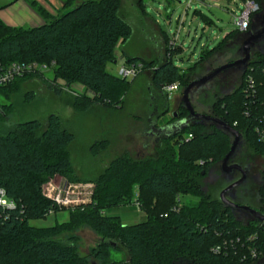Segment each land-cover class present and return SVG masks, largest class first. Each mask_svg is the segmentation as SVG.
Segmentation results:
<instances>
[{
	"label": "trees",
	"instance_id": "obj_1",
	"mask_svg": "<svg viewBox=\"0 0 264 264\" xmlns=\"http://www.w3.org/2000/svg\"><path fill=\"white\" fill-rule=\"evenodd\" d=\"M252 1L260 7L253 17L258 26L264 16V0ZM122 8V0H64L55 16L42 11L45 21L40 26L11 27L0 19V68L5 70L13 63L46 64L56 85L78 84L91 93L74 100L77 111L85 113L93 106L118 108L135 80L122 79L107 70L109 63L116 62L119 45L134 36ZM140 11L144 12L142 8ZM240 38L237 33L230 35L215 49L204 52L194 67L204 60V54H219ZM166 44V57L157 65L136 57H126L125 64H139L142 71L152 69L153 89L162 95L166 85L179 83L183 88L182 79L194 68L178 67L172 57L181 47L170 41ZM229 72L239 81L231 92L217 99L209 116L237 130L241 144L264 157L258 133L264 134V41L253 48L248 67L222 73L223 82ZM33 75L0 85V91L14 90L17 83ZM249 76L255 80L254 90L246 85ZM194 80L185 81L190 84ZM27 98L33 97L29 93ZM177 114V122L161 128L162 142L158 141L161 145L174 140L176 153L169 144L153 157L133 160L120 156L111 160L97 178L92 202L70 210L66 222L38 228L30 221L61 211L42 195V190L57 175L74 176L68 147L75 136L62 126L57 114H50L45 125L32 119L7 127V113L0 111V188L15 203L0 226V264H108L119 244L129 256L128 264H258L263 260L264 224L246 211L237 213L219 201L198 195L202 172L221 163L230 150L232 137L208 121L190 119L185 108ZM183 120L188 124L180 130L178 121ZM108 145L105 139L96 141L91 151L95 155ZM135 185V200L146 218L124 225L120 217L107 215L106 211L132 202ZM190 194L200 197V201L195 205L183 203L182 198ZM261 196L264 202V185ZM82 224L101 238L99 245L91 249L94 262L79 255L74 235L68 240L59 239ZM253 235L257 237L250 241ZM217 245L223 246V252L212 251ZM248 249L260 256L243 261Z\"/></svg>",
	"mask_w": 264,
	"mask_h": 264
},
{
	"label": "rangeland",
	"instance_id": "obj_2",
	"mask_svg": "<svg viewBox=\"0 0 264 264\" xmlns=\"http://www.w3.org/2000/svg\"><path fill=\"white\" fill-rule=\"evenodd\" d=\"M13 1L0 0V19L11 24L9 21L15 19V15L18 17L27 15L30 22L34 21L32 24L35 25H31V27L44 24L45 20L40 15L36 20L30 14V10L37 14L39 0H19L11 6L4 7ZM50 2L55 5V0H50ZM125 2L126 0L123 2L125 8L122 13L134 31L129 45L143 54L141 59L155 65L163 62L166 55L164 56L162 51H167L168 48L159 35L154 32L153 27H146L147 33H141L140 22L139 24L137 22L139 19L137 16L141 15L140 9L134 7L127 11ZM186 4L187 0H144L146 13L155 18L161 31L168 34L171 40L175 39L176 45L183 48L182 55L173 58V62L181 69L187 70L194 67L204 52L215 49L232 34L237 33L244 38L246 33L238 32L234 23L235 16H239L244 9L242 0H194L192 7L185 11ZM199 4L200 7H198ZM195 10L209 18L208 25L201 18L200 13H198L199 17L195 16ZM185 13H187L186 16H184ZM183 16L184 19L186 18L184 24L179 20ZM243 38L236 40L235 44L232 43L219 54H204V60L185 74L181 81L183 88L181 87L170 97L153 89L151 83L153 70L149 69L141 71L131 82L120 107L105 110L101 106H93L88 112L83 113L74 108V100L82 96H92L91 93L78 84L70 87H66L64 84L56 85L52 82V72L46 70L43 74L38 73L23 79L16 84L14 90L0 91V111L3 110L7 113L4 117L7 127L32 119H38L45 125L50 114H57L61 119L62 126L75 136L74 141L68 147L74 176H69L68 179L57 175L53 177V182L58 183L62 178H66L74 185L95 187L98 176L110 161L117 157L141 160L153 157L157 152H160L162 146L167 147L169 144V149L176 153L172 146L174 140H171L169 144L165 141L161 145L158 144V141L162 142L159 138L162 133L161 128L178 120L177 113L180 114L185 108L182 93L184 88L189 85L185 80L198 79L214 68L238 59ZM124 64L126 61L118 59L116 63H109L107 70L118 76V72ZM238 81L230 72L226 76L225 82L217 78L211 85L192 95L190 100L193 108L197 113L211 115L217 99L231 92ZM29 93L33 97L31 100L27 98ZM174 114L177 116L174 117ZM149 133H152L153 136H148ZM103 139L108 141V147L94 155L91 151L92 145ZM234 162L248 169L250 177L246 183L237 187L235 195H233L235 197L228 199L264 214V202L261 198L264 185V157L255 153L247 144L242 143L234 157ZM221 174L220 164H212L205 172H202V176H200L202 179L199 178L198 182L201 192L199 191L198 195L203 198L209 197V201L221 202L220 194L229 184L228 179ZM137 191L138 187L135 185L133 201L128 205L110 208L106 214L120 217L124 225L145 220L146 215L135 200ZM199 201L200 197L191 194L182 198V202L187 205H195ZM60 210L50 214L46 219L32 220L30 225L43 228L68 221L71 209ZM238 215V219H242V216ZM249 215L256 219L253 215ZM71 235L78 239L77 251L79 255L87 256L89 263L94 262L91 249L99 245L101 238L88 226L82 224L73 233L65 232L59 239L68 240ZM110 261L108 264L129 263V256L120 244L117 252H111ZM96 264L102 263L96 262Z\"/></svg>",
	"mask_w": 264,
	"mask_h": 264
},
{
	"label": "built area",
	"instance_id": "obj_3",
	"mask_svg": "<svg viewBox=\"0 0 264 264\" xmlns=\"http://www.w3.org/2000/svg\"><path fill=\"white\" fill-rule=\"evenodd\" d=\"M189 4L193 0H188ZM243 10L239 16H235L234 23L238 28V32L247 33L252 26L254 21V15L257 14L260 10L259 5L252 0H244L243 1ZM171 45H176L173 41L170 43ZM50 67L46 64H18L13 63L9 68L3 70L0 68V85H6L11 83L17 78L23 77L26 74H38L44 73L46 70H49ZM142 71V66L138 64V66H127L123 65L119 72L118 77L122 79H135ZM255 80L253 77H248L246 79V85L249 89H255ZM181 88L179 83H173L170 85H166L163 87L162 92L166 96H171ZM259 133V142L264 145V134L258 130ZM191 138V136H189ZM53 179V178H52ZM50 179L44 186L42 190V195L49 199L53 204L59 209H71L74 210L76 208L81 207L82 205L88 204L92 202L93 194L95 191V187L90 185H74L67 181V179L62 178L58 183L53 182ZM15 207V203L7 198L6 192L4 189L0 188V226L2 223L8 219L9 211ZM53 214V212H51ZM261 224H264L263 222ZM257 235L250 236L248 239L250 241L255 240ZM240 240L238 239L237 242ZM223 246H215L212 248V251L216 254L223 252ZM224 254H227V251H224ZM257 251L249 250L242 257L243 261H247L249 259H257L259 256Z\"/></svg>",
	"mask_w": 264,
	"mask_h": 264
},
{
	"label": "water",
	"instance_id": "obj_4",
	"mask_svg": "<svg viewBox=\"0 0 264 264\" xmlns=\"http://www.w3.org/2000/svg\"><path fill=\"white\" fill-rule=\"evenodd\" d=\"M243 42L239 48V58L224 64L220 67L213 69L208 74L192 81L189 85H187L182 93V101L185 105V109L189 112L190 119H197V120H205L211 123V125L216 126L223 130V132L229 134L232 137L231 147L228 154L224 157V159L220 163L221 171L225 175H230L234 171L241 170L243 176L236 182L230 184L227 188H225L220 194L221 202L228 208H231L233 211H246L253 215L257 221L260 223H264V214L259 213L257 210L250 208L248 206L239 205L231 200L228 199L227 194L233 192L237 187L241 186L246 178L247 172L242 169L239 164H232L229 165L230 161L235 157L241 141L242 136L241 134L229 126L224 121L214 118L209 115H204L197 113L191 104V97L193 94L197 93V91L205 89L207 86L211 85L217 78L221 77V74L228 71V70H245L248 67V64L252 57V50L255 45L259 44L260 42L264 41V16L260 25H254V21L252 23L251 29L245 34L243 38ZM177 116L174 114V117ZM188 124L187 120L179 121L178 125L180 130L183 127H186ZM258 264H264V259L261 260Z\"/></svg>",
	"mask_w": 264,
	"mask_h": 264
},
{
	"label": "crops",
	"instance_id": "obj_5",
	"mask_svg": "<svg viewBox=\"0 0 264 264\" xmlns=\"http://www.w3.org/2000/svg\"><path fill=\"white\" fill-rule=\"evenodd\" d=\"M17 1L19 0H14L13 2L9 3L8 5L4 6V7H8V6H11L13 4H15ZM124 0H122V4H123ZM126 6H127V11L130 10V8H134V7H137L141 10V8L143 9L144 12H141V15L140 16H137L139 17V21L137 20L138 24H139V28H141V33L145 34L147 33V29L146 27H153L154 28V32L157 33L160 37V39L162 40V42L164 43V45H166L167 47V41H170L171 42H175V39L174 40H171V38L169 37L168 34H166L165 32L161 31L159 26H158V22L155 20V18L151 17L148 13H146L145 11V5H144V0H126ZM192 3H194V0L189 4V1L187 0V4H186V10L187 11L188 9H190L192 6ZM199 3V2H198ZM38 7L36 9L37 11V14L34 13L32 10H30V14L33 16V18H36L39 19V15L44 19L45 17L41 15L42 11H44L46 14L49 15V17H53L55 16L63 7L64 5V0H55V5L50 2V0H39L38 2ZM3 7V8H4ZM198 7H200V4L198 5ZM124 4H123V8L124 9ZM195 16H198L199 17V14L200 12H198L197 10H195ZM201 14V13H200ZM187 13L184 14V16H186ZM202 17L204 19V22L208 25L209 24V19L207 18H204L203 14H201ZM184 16L181 18H179V20L181 21L182 24L185 23V19H184ZM15 19H12V21L9 23L11 24H8V22L4 21L2 18L1 20L8 26H11V27H17V28H28V27H31V25H35V24H32L33 22H30L31 20H29V17L26 15L25 17H18V16H14ZM125 18V16H124ZM126 19V18H125ZM168 19H170V16H168ZM45 20V19H44ZM127 20V19H126ZM180 23V24H181ZM132 40V39H131ZM130 40V41H131ZM130 41L127 42L126 44H120L118 49H117V52H116V61L118 59H122L124 61H126V57H136V58H143V54L139 51H137L136 49H133L129 44H130ZM179 46V45H177ZM181 47V46H180ZM182 51H183V48L181 47V50L175 54L173 57H172V60L175 56H180L182 55ZM163 55L165 56L166 55V50H163ZM116 63V62H115ZM136 79V78H135ZM150 135L148 136H153L152 133H149Z\"/></svg>",
	"mask_w": 264,
	"mask_h": 264
},
{
	"label": "flooded vegetation",
	"instance_id": "obj_6",
	"mask_svg": "<svg viewBox=\"0 0 264 264\" xmlns=\"http://www.w3.org/2000/svg\"><path fill=\"white\" fill-rule=\"evenodd\" d=\"M227 72V71H226ZM232 164H239V163H235L234 162V158L230 161V163H229V165H232ZM241 167H242V165L241 164H239ZM242 169L243 170H245L246 172H247V178H246V180H245V182L244 183H246L247 182V180L249 179V177H250V171L248 170V169H245L244 167H242ZM222 172V171H221ZM221 175H223L224 177H226L227 179H228V181H229V184L227 185V187L230 185V184H232L233 182H236V181H238L242 176H243V174H242V171L241 170H237V171H234L232 174H230V175H225V174H221ZM233 181V182H232ZM243 183V184H244ZM242 184V185H243ZM237 189V188H236ZM236 189L233 191V192H231V193H229V194H227V197L228 198H232L233 199V197H235V196H233V195H235V191H236ZM235 211V210H234ZM239 211H237V213H238ZM248 213V212H247ZM250 214V213H249Z\"/></svg>",
	"mask_w": 264,
	"mask_h": 264
}]
</instances>
